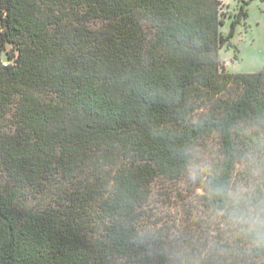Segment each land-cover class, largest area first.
Listing matches in <instances>:
<instances>
[{"label": "trees", "instance_id": "trees-1", "mask_svg": "<svg viewBox=\"0 0 264 264\" xmlns=\"http://www.w3.org/2000/svg\"><path fill=\"white\" fill-rule=\"evenodd\" d=\"M223 14L221 0H0V264L185 259L144 223L154 181L215 137L200 184L214 210L208 181L264 155L250 131L264 68L221 64ZM237 264H264V247Z\"/></svg>", "mask_w": 264, "mask_h": 264}, {"label": "rangeland", "instance_id": "rangeland-1", "mask_svg": "<svg viewBox=\"0 0 264 264\" xmlns=\"http://www.w3.org/2000/svg\"><path fill=\"white\" fill-rule=\"evenodd\" d=\"M223 23L219 31L227 36L218 50L221 64L230 72H257L264 68V0H221ZM244 13H240V10ZM218 152L215 137L194 147L186 171L178 179L158 177L145 208L144 223L160 228L161 239L186 256L180 264H237L248 240L214 219L201 195V177ZM261 155L257 152H254ZM241 159L234 178H244L247 156ZM264 156V155H261ZM195 175V179H193ZM194 259H196L194 261Z\"/></svg>", "mask_w": 264, "mask_h": 264}, {"label": "clouds", "instance_id": "clouds-1", "mask_svg": "<svg viewBox=\"0 0 264 264\" xmlns=\"http://www.w3.org/2000/svg\"><path fill=\"white\" fill-rule=\"evenodd\" d=\"M250 131L264 135L256 124L251 125ZM247 159L244 178L212 179L207 190L212 198L221 201L213 210L214 219L237 231L252 245L264 247V156L250 153Z\"/></svg>", "mask_w": 264, "mask_h": 264}]
</instances>
